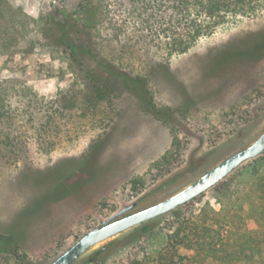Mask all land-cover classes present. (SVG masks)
I'll list each match as a JSON object with an SVG mask.
<instances>
[{
    "label": "rangeland",
    "instance_id": "obj_1",
    "mask_svg": "<svg viewBox=\"0 0 264 264\" xmlns=\"http://www.w3.org/2000/svg\"><path fill=\"white\" fill-rule=\"evenodd\" d=\"M11 1L34 19L50 11L61 15L76 9L75 0ZM225 14L224 23L212 35L200 38L185 54L173 56L153 48L121 56L115 44L107 42L112 31L104 23V50L133 74L146 75L155 67L150 86L156 102L189 109L185 117L180 115L163 125L123 99L116 103V111L56 119V127L43 134L38 118L20 115L16 128L25 141L22 156L26 158L10 159L0 143V242L8 239L18 243L20 249L0 243V264H50L101 221L161 181L177 180V185L163 195L167 198L259 137L264 130V98L254 101L253 92L252 101L242 102L241 95L247 77L264 94V58L246 74L211 75L207 70L224 44L248 40L264 32V0H245ZM107 20L130 25L124 17ZM78 85L66 65L52 61L48 55L31 61L21 55L0 54V88L10 92L11 102L21 108L29 90L50 101L61 90ZM210 91L215 96L210 97ZM235 104L238 109L233 115L231 107ZM174 137L181 144L173 149ZM101 139L104 142L96 163L87 174L75 173V180L79 179L82 186L72 198L56 199L42 210L31 208L38 194L52 187L51 182L64 181L59 177L64 173L62 165L82 159L89 147ZM170 150L174 152L171 171L156 180L159 171L153 163ZM73 165L66 166L72 169ZM31 173L35 175L30 177ZM60 188L51 191L61 193L64 188ZM137 189L140 193L136 195ZM212 190L200 196L202 201L212 198ZM249 228L255 229V223L250 221ZM134 229L97 245L83 258L108 245V251L99 257L103 264H129L141 252Z\"/></svg>",
    "mask_w": 264,
    "mask_h": 264
},
{
    "label": "trees",
    "instance_id": "obj_2",
    "mask_svg": "<svg viewBox=\"0 0 264 264\" xmlns=\"http://www.w3.org/2000/svg\"><path fill=\"white\" fill-rule=\"evenodd\" d=\"M75 1L74 11L61 15L50 11L34 19L22 6L11 0H0V54L21 55L31 61L48 55L52 61L66 65L79 84L77 88L61 90L50 101L29 90L24 95L23 108L11 102L10 92L0 88V143L10 159L26 158L22 156L26 151L22 146L25 141L16 128L20 115L25 113L32 120L39 119L43 134L56 127V119L116 111V103L123 99L163 125H167L169 119L188 115L189 109L156 102L150 86L155 67L146 75L133 74L104 50V23L107 22L112 31L107 42L114 43L121 56L150 48L168 51V55L173 56L185 54L200 38L212 35L224 23L225 12L245 0ZM122 17L129 20V26L107 20ZM263 58L264 32H260L248 40L224 44L207 72L211 75L218 72L246 74ZM245 80L242 102L252 101L253 92L256 93L254 101L264 98L248 77ZM210 92V97L215 96V92ZM237 106L231 107L233 115ZM103 142L101 139L92 144L82 159L62 165L64 173L59 177L64 181L51 182L52 187L38 194L31 208L42 210L56 199L72 198L82 186L79 179L75 180V173L87 174L100 156ZM180 144L181 140L174 137L172 148ZM172 158L174 152L170 150L153 163V168L159 171L156 180L171 171ZM69 163L71 166L74 163L72 169L66 166ZM52 173L54 171L49 174ZM34 175L31 173L30 177ZM59 185L64 189L56 193ZM135 193L140 191L137 189ZM211 193V199L202 201L200 197L175 212L135 228L141 252L129 264H264V155L243 166ZM250 221L255 223V229L249 228ZM0 243L9 247L15 245L8 239ZM12 247L20 249L18 243Z\"/></svg>",
    "mask_w": 264,
    "mask_h": 264
},
{
    "label": "water",
    "instance_id": "obj_3",
    "mask_svg": "<svg viewBox=\"0 0 264 264\" xmlns=\"http://www.w3.org/2000/svg\"><path fill=\"white\" fill-rule=\"evenodd\" d=\"M263 154L264 130L252 144L235 152L188 186L167 198L164 197L161 201L154 202L177 185V180L173 178L161 181L153 189L144 192L123 206L107 220L101 221L50 264H103V260L99 257L108 251V245L100 247L87 258L83 257L101 243L177 211L182 206L215 188L244 164L259 158Z\"/></svg>",
    "mask_w": 264,
    "mask_h": 264
}]
</instances>
